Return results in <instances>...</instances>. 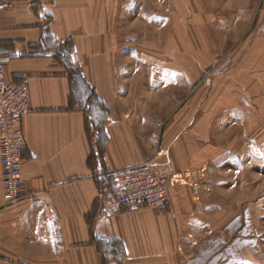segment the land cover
Masks as SVG:
<instances>
[{
	"label": "crops",
	"instance_id": "crops-1",
	"mask_svg": "<svg viewBox=\"0 0 264 264\" xmlns=\"http://www.w3.org/2000/svg\"><path fill=\"white\" fill-rule=\"evenodd\" d=\"M200 11V0H0V66L29 92L16 205H4L0 166V264H230L228 250L197 246L215 223L216 173L264 159V37L204 102L207 52L234 41L206 39L214 21ZM153 154L191 178L170 185L165 209L103 213L110 175Z\"/></svg>",
	"mask_w": 264,
	"mask_h": 264
},
{
	"label": "rangeland",
	"instance_id": "rangeland-1",
	"mask_svg": "<svg viewBox=\"0 0 264 264\" xmlns=\"http://www.w3.org/2000/svg\"><path fill=\"white\" fill-rule=\"evenodd\" d=\"M200 1V13L205 17H211V21L216 22L210 24L212 29L210 34L208 32L206 35L207 32H205L206 39H210L208 35H211V39L217 40L222 35L223 38L226 37V40L234 41L230 48L216 46L215 50L211 48L213 50L211 52H207V48L203 49L210 58L206 59L208 64L202 68L196 87L200 91L201 100L205 99L204 102H207L210 93L212 94L211 91L214 90L213 85L218 73L225 71L228 67H234L233 69H237L240 74L248 65L247 57L249 56L250 60L254 59L251 44L255 39L264 37V0ZM218 20L225 23L224 26L217 24ZM229 27L232 30H229ZM157 37L158 35L155 38ZM208 44L210 45V42ZM155 50L159 51L158 48ZM234 53L236 58H231ZM252 71L254 70H248L250 73H253ZM214 95L215 92L209 102L213 100ZM169 98L168 108L171 109L176 106L177 101L172 95H169ZM174 113L175 111L169 112L165 121H169ZM260 131L264 138V124ZM220 141L226 144L224 140L220 139ZM224 143H216V146ZM238 147V143L229 145V148ZM247 163L248 166L238 168L239 171L225 168L223 175L216 173L217 177H213L212 181L220 177L223 180L222 185L214 187L212 193L211 203L214 207L210 216L215 223L210 237L197 246L228 250L229 255H226V258L230 264H264V159L248 160Z\"/></svg>",
	"mask_w": 264,
	"mask_h": 264
},
{
	"label": "built area",
	"instance_id": "built-area-1",
	"mask_svg": "<svg viewBox=\"0 0 264 264\" xmlns=\"http://www.w3.org/2000/svg\"><path fill=\"white\" fill-rule=\"evenodd\" d=\"M28 109L27 87L8 85L0 66V166L5 206L16 205L21 199V161L25 149L22 120ZM189 178L191 171L180 177L173 176L169 164L160 162L155 155L140 165L111 174L113 195L101 198L100 210L112 214L123 207L130 213L143 208L165 209L169 203L170 185Z\"/></svg>",
	"mask_w": 264,
	"mask_h": 264
}]
</instances>
